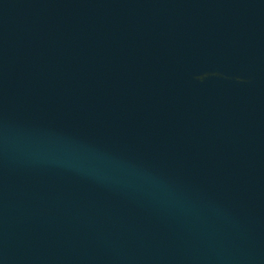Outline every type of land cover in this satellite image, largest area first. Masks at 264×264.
Listing matches in <instances>:
<instances>
[{"label": "water", "instance_id": "water-1", "mask_svg": "<svg viewBox=\"0 0 264 264\" xmlns=\"http://www.w3.org/2000/svg\"><path fill=\"white\" fill-rule=\"evenodd\" d=\"M0 264H264V0H0Z\"/></svg>", "mask_w": 264, "mask_h": 264}]
</instances>
